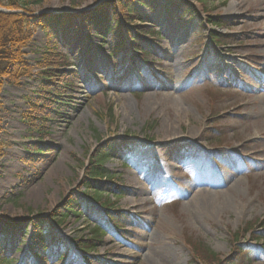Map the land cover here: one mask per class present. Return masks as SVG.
I'll return each mask as SVG.
<instances>
[{
	"label": "rangeland",
	"instance_id": "rangeland-1",
	"mask_svg": "<svg viewBox=\"0 0 264 264\" xmlns=\"http://www.w3.org/2000/svg\"><path fill=\"white\" fill-rule=\"evenodd\" d=\"M152 1L154 12L137 5V26L149 28L143 54L127 39L132 25H120L119 42L88 25L99 0L33 7L29 69L0 93V264H143L161 247L177 264H206L205 250L225 259L238 245L225 264H264V0H183L182 16L169 13L181 0ZM65 15L72 23L57 27ZM50 44L67 65L49 106L38 62ZM100 159L103 176L91 179ZM101 179L112 191L98 200ZM197 187L212 195L204 212L192 207ZM43 224L65 257L35 256ZM88 240L93 250L75 248Z\"/></svg>",
	"mask_w": 264,
	"mask_h": 264
},
{
	"label": "trees",
	"instance_id": "trees-1",
	"mask_svg": "<svg viewBox=\"0 0 264 264\" xmlns=\"http://www.w3.org/2000/svg\"><path fill=\"white\" fill-rule=\"evenodd\" d=\"M45 0H0V8L5 9L8 13H3L0 11V93L6 84L7 80H16L18 76L25 70L29 69V63L24 58L22 50L27 46L28 41L31 38V29L35 27V16L33 15V7L42 5ZM101 3L93 9L87 16L88 25L93 28L100 38L105 37L106 34H111L115 42H119L118 36L120 25L130 26L132 25L130 33V41L136 45L135 51L139 54L144 53L143 43H147L146 36L149 34L147 28L142 26H137L138 22L143 23L144 19L140 11L137 9V5L140 4L143 7L150 9L151 11H156L157 8L152 0H100ZM193 1V0H192ZM199 4L207 5L205 0H194ZM228 1V0H227ZM181 7L172 13L173 15L182 14L188 10L187 2L181 0ZM188 6V7H187ZM184 9V10H183ZM206 18V22L213 28H222L220 21L216 18L209 16ZM49 20L41 22L43 27H46ZM67 23H72L71 16L65 15L64 20L61 22L56 21L55 25L57 27H63ZM210 38L215 45L224 44V38L217 33L215 30L210 32ZM65 57L57 52V47L55 44L48 45L44 52L42 53L41 61L38 62L40 74L44 77L47 82L46 91V101L51 104H57L56 101L52 100L50 97H58L60 94H56L57 87L51 81L56 74L57 69L66 68L67 65L64 61ZM59 81V80H58ZM2 109V104L0 101V110ZM49 110V107H45ZM42 111H40L41 113ZM2 134V128L0 125V136ZM1 148V140H0ZM109 154L105 155L104 158L108 157ZM102 159L96 161L93 167L95 168L91 173L93 178L103 176L98 170L101 168ZM110 185V179L103 182L99 186V190L112 191L108 188ZM104 187V188H103ZM106 187V188H105ZM108 189V190H106ZM108 221L113 224L117 223L118 220L113 219L110 213H107ZM42 224V222H41ZM40 226L46 232V236L42 235L35 242L33 250L35 251L36 257L41 260H50L55 257L63 258L65 257L67 251L63 253V249L57 243V237H54V230L51 225L43 224ZM114 225V224H113ZM11 230H7L8 234ZM103 233V228L100 226L94 231L95 237L98 239ZM95 240H88L85 243H76L75 247L79 250H93ZM243 250L240 245L236 246L232 250L231 256L220 259L218 255H215L209 250H205V256L200 258L205 259L206 264H225V263H235L242 254ZM9 262L5 263L8 264Z\"/></svg>",
	"mask_w": 264,
	"mask_h": 264
},
{
	"label": "bare ground",
	"instance_id": "bare-ground-1",
	"mask_svg": "<svg viewBox=\"0 0 264 264\" xmlns=\"http://www.w3.org/2000/svg\"><path fill=\"white\" fill-rule=\"evenodd\" d=\"M243 7H244V1H239L236 5L232 7L233 13L237 12L236 10H238V12L242 11ZM164 87L172 89L173 92L179 91V88H175V87L171 88V84L169 83L167 84V82L164 84ZM135 190H136L135 186L130 185L127 187V191H129L130 194H134L136 192ZM195 191H197L196 198L192 204V207H195L201 212L210 209L212 204L211 202H209V200L211 199L212 195L209 193V191L207 189H203L200 187H197ZM31 197L40 198V194L39 192H35L33 193V195H31ZM132 208H134V206H132ZM162 226L165 229L171 230L169 223L163 222ZM109 244L111 246V242H109ZM177 259L178 257L174 255V253L167 248L164 247L155 248V249L151 248L145 257L143 264H177Z\"/></svg>",
	"mask_w": 264,
	"mask_h": 264
},
{
	"label": "water",
	"instance_id": "water-1",
	"mask_svg": "<svg viewBox=\"0 0 264 264\" xmlns=\"http://www.w3.org/2000/svg\"><path fill=\"white\" fill-rule=\"evenodd\" d=\"M1 12H4V13H7V11L3 10V9H0Z\"/></svg>",
	"mask_w": 264,
	"mask_h": 264
}]
</instances>
